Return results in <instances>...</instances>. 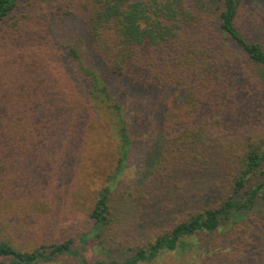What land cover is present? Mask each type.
Segmentation results:
<instances>
[{
	"label": "trees",
	"instance_id": "obj_1",
	"mask_svg": "<svg viewBox=\"0 0 264 264\" xmlns=\"http://www.w3.org/2000/svg\"><path fill=\"white\" fill-rule=\"evenodd\" d=\"M69 29L86 40L87 61L115 86L116 102L79 71L73 48L55 43ZM74 93L84 111L105 106L120 138L138 113L132 103L146 102L138 118L159 134L145 181L116 191L113 203L111 186L100 192L92 230L75 238L97 237L119 204L146 213L135 228L147 240L116 245L120 263L95 264L158 263L264 198V0H0V264L74 253L73 238L21 251L1 220L22 193L44 190L28 167L35 145L44 161L79 157Z\"/></svg>",
	"mask_w": 264,
	"mask_h": 264
},
{
	"label": "rangeland",
	"instance_id": "obj_2",
	"mask_svg": "<svg viewBox=\"0 0 264 264\" xmlns=\"http://www.w3.org/2000/svg\"><path fill=\"white\" fill-rule=\"evenodd\" d=\"M56 36L57 45L66 43L76 51L79 71L82 74L94 73L98 83L106 88V94L116 102L117 98L112 96L116 93L115 86L112 82H106L103 75L97 72L99 68L93 64L90 66L87 61L89 46L86 40L71 29L58 30ZM76 88L74 91L79 92ZM74 95L75 111L70 115V122L71 131L79 137L77 147L74 149L73 146L79 157L62 164L61 155L54 153L53 158L44 161L37 158L40 152L36 143L32 155L28 154V167L31 172H39L40 183L37 185L44 190L22 193L16 198L18 203L10 207V213L4 214L1 219H8L5 227L7 239L21 251H32L42 245L70 238L75 242L77 236L92 230L89 214L100 192L111 186L109 190L113 192L109 198L113 203L111 200L118 197L116 191L136 190L145 181L149 169L155 167L149 160L155 159L159 134L153 124L152 129H148V124L138 118V114L144 112L146 102L132 103L137 104L134 110L138 113L131 125L126 120L127 128L120 138L112 125V116L104 105L103 109L95 110L97 113L91 109L84 111L79 104L82 95ZM97 96L101 100L104 94L101 92ZM132 104L130 107H133ZM150 121L151 118H148ZM121 146L128 150L125 157L121 156ZM120 158L124 164H119ZM60 167L65 169L64 172ZM116 171L118 174L114 175ZM117 205V208L111 207L109 224L99 231L98 238L92 234L86 243L75 242L72 244L73 255H64L52 264L120 263L126 254L116 252V245L118 248L119 245L132 247L146 241L148 233L143 234L142 230L136 233L140 227L135 228V223L146 221V213L139 216L138 211L133 209L135 207ZM112 239L115 240L113 248H110ZM263 246L264 198H259L252 210L234 215L226 226L210 235H196L183 248L153 264H264Z\"/></svg>",
	"mask_w": 264,
	"mask_h": 264
}]
</instances>
